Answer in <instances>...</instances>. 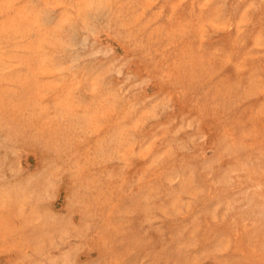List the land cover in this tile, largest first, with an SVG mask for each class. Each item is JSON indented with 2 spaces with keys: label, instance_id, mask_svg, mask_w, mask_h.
<instances>
[{
  "label": "rangeland",
  "instance_id": "374dc122",
  "mask_svg": "<svg viewBox=\"0 0 264 264\" xmlns=\"http://www.w3.org/2000/svg\"><path fill=\"white\" fill-rule=\"evenodd\" d=\"M0 264H264V0H0Z\"/></svg>",
  "mask_w": 264,
  "mask_h": 264
}]
</instances>
